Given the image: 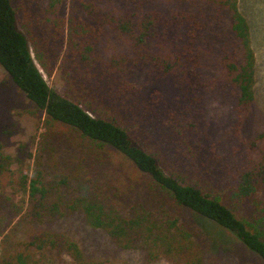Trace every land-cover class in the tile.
I'll return each instance as SVG.
<instances>
[{"label": "trees", "instance_id": "16d2710c", "mask_svg": "<svg viewBox=\"0 0 264 264\" xmlns=\"http://www.w3.org/2000/svg\"><path fill=\"white\" fill-rule=\"evenodd\" d=\"M64 1L49 0L39 14L21 0H0V216L10 219L0 218V235L16 218L39 227L5 246L0 264H46L48 254L47 264H102L51 227L74 213L121 249L142 250L148 263L205 264L184 209L264 258V149L233 175L208 112L209 100L229 91L239 132L254 100L256 57L238 0H70L82 14L69 19ZM109 30L127 37L131 52H99ZM62 54L63 92L43 74ZM16 115L43 118L44 128L40 171L20 178L22 205L2 185L7 159L23 167L33 155L29 142L16 157L3 152L20 130ZM64 146L78 150L75 164L48 179L44 159ZM79 182L84 192L65 198L62 190Z\"/></svg>", "mask_w": 264, "mask_h": 264}, {"label": "rangeland", "instance_id": "374dc122", "mask_svg": "<svg viewBox=\"0 0 264 264\" xmlns=\"http://www.w3.org/2000/svg\"><path fill=\"white\" fill-rule=\"evenodd\" d=\"M21 1L25 5L30 4L34 12L39 14L49 4V0ZM238 2L239 9L250 27L251 43L256 57L254 100L249 111L244 115L243 125L239 132H236L233 128L235 118L231 107L235 98L229 91L219 92L208 102L209 118L217 139V152L222 156L223 161L230 166V171L233 175H238L243 168L249 167L253 161H258L264 149V0H238ZM63 5L64 15L68 19L71 13L75 15L76 13L78 15L82 14L79 10L74 9L73 11L70 0H65ZM24 22V14L20 13L18 27L27 34ZM68 23L66 29L68 28ZM66 34L67 31L64 35L63 51L66 49ZM31 47L33 55L36 57L34 47L32 45ZM131 49L130 40L112 30H109L107 35L102 37L98 45V51L105 55L114 52H131ZM62 57L63 54L60 55L55 64L52 74L48 75L42 71L49 85L53 89L63 92L65 90V81L60 73ZM4 75L5 71L0 67V81ZM15 119L20 124V130L12 136L4 147L3 152L5 155L16 157L19 146L22 143L29 142L33 155L31 159L25 162L23 167L17 161L11 162L7 159L6 171L2 176V185L8 186L7 192H18L15 201L22 205L27 202V193L21 190L20 178L23 174H28L29 178H32L38 175L40 171L36 159L40 158L41 154L44 153L42 152L43 144L40 143L41 133L44 128L43 118L39 121L38 118L31 116L16 115ZM77 151L74 146L69 148L64 146L57 153H54L56 158L51 157L49 159L46 157L43 165L44 175L48 179H52L56 175L63 176L67 174L71 169L67 165L74 166ZM25 156L26 153H21V157ZM84 190V184L79 182L62 190V193L65 198H70L82 194ZM0 218L3 223H9L8 211L3 212ZM183 221L191 225L197 233L198 240L204 250L205 264H264V258L214 220L189 209H184ZM51 227L55 230L63 231L76 239L89 256L102 262V264H170L166 260L148 263L145 253L140 249H121L105 231L91 227L81 213H74L55 220ZM37 229L39 227L26 223L24 220L13 219V223L9 224L5 232L0 235V257L5 246L28 238ZM47 256L49 257L48 260H54L49 254ZM48 260H45L46 264ZM41 261L44 260L41 259Z\"/></svg>", "mask_w": 264, "mask_h": 264}]
</instances>
